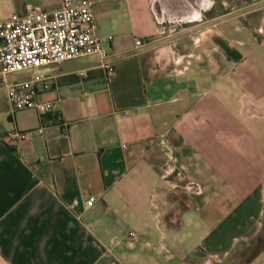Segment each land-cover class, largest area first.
Here are the masks:
<instances>
[{"label":"crops","instance_id":"0c3cea01","mask_svg":"<svg viewBox=\"0 0 264 264\" xmlns=\"http://www.w3.org/2000/svg\"><path fill=\"white\" fill-rule=\"evenodd\" d=\"M153 1L93 5L114 71L96 56L43 67L46 113L14 110L0 74V264H213L262 226L264 0H199L186 16L198 35L178 39ZM62 2L0 0V21ZM191 42L200 60L178 72L176 45ZM13 130L32 133L7 142Z\"/></svg>","mask_w":264,"mask_h":264},{"label":"built area","instance_id":"2783aa9c","mask_svg":"<svg viewBox=\"0 0 264 264\" xmlns=\"http://www.w3.org/2000/svg\"><path fill=\"white\" fill-rule=\"evenodd\" d=\"M100 1L102 0H63L62 5L54 10H44L28 4L23 12L12 13L7 19L0 21V74L7 85L6 100L14 110L34 109L39 113H46L53 109L51 101L39 99L38 84L42 83L44 88H48L43 67H55L66 60L96 56L106 73H113L114 61L102 43L93 11V5ZM151 8L155 11V1ZM145 42L139 37L135 39L138 47ZM197 58L200 59L199 54H177L172 61L178 72H184ZM27 70L31 71L28 78L15 81L7 79L9 74ZM38 132L41 133L42 129H38ZM31 133L13 130L6 134L5 140L15 143ZM183 170V165L177 170L180 180H184ZM173 171L170 161L163 177ZM183 188L200 192L199 184L192 181H186ZM94 201L95 198L91 196L87 204L92 205ZM150 205L156 210L155 216L160 220L161 213L155 197L151 199ZM129 238L135 241L138 234L130 231Z\"/></svg>","mask_w":264,"mask_h":264},{"label":"rangeland","instance_id":"374dc122","mask_svg":"<svg viewBox=\"0 0 264 264\" xmlns=\"http://www.w3.org/2000/svg\"><path fill=\"white\" fill-rule=\"evenodd\" d=\"M156 16L158 17L159 25L163 34L170 35L173 39L179 38L186 34H195L198 31L197 28L191 26V21L186 19L189 13V9L193 8L199 0H154ZM220 0H210V5ZM236 4L244 2L249 3L254 0H231ZM258 1V0H255ZM215 5V4H214ZM204 16V15H203ZM202 17V16H201ZM201 27H199L200 29ZM199 43V42H198ZM195 42L189 44H177L176 53L184 55L185 53H194L196 56L198 52L192 49ZM177 55V54H176ZM200 59L197 58L196 61ZM254 196L259 195V189L254 193ZM252 195V196H253ZM263 214L260 219L262 226L259 231L252 237L246 239V242L238 247L233 254L223 262H216L213 264H264V205Z\"/></svg>","mask_w":264,"mask_h":264},{"label":"flooded vegetation","instance_id":"af4514ba","mask_svg":"<svg viewBox=\"0 0 264 264\" xmlns=\"http://www.w3.org/2000/svg\"><path fill=\"white\" fill-rule=\"evenodd\" d=\"M204 5V4H203Z\"/></svg>","mask_w":264,"mask_h":264}]
</instances>
